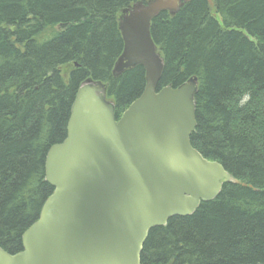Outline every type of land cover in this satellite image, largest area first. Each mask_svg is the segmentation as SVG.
Instances as JSON below:
<instances>
[{
	"label": "trees",
	"instance_id": "trees-1",
	"mask_svg": "<svg viewBox=\"0 0 264 264\" xmlns=\"http://www.w3.org/2000/svg\"><path fill=\"white\" fill-rule=\"evenodd\" d=\"M149 0H0V246L23 233L54 191L46 158L67 137L88 79L120 118L144 91L142 66L114 73L123 11ZM191 0L151 23L164 59L158 89L197 78L191 143L238 183L150 230L142 264H264V0ZM216 13L217 16H214ZM58 26L60 29H58ZM70 66L69 76L63 74Z\"/></svg>",
	"mask_w": 264,
	"mask_h": 264
},
{
	"label": "water",
	"instance_id": "water-1",
	"mask_svg": "<svg viewBox=\"0 0 264 264\" xmlns=\"http://www.w3.org/2000/svg\"><path fill=\"white\" fill-rule=\"evenodd\" d=\"M189 1L149 0L124 10V48L114 73L142 66L144 91L118 119L103 83L80 86L67 137L46 158L54 191L23 233V250L11 254L0 246V264H142L151 229L193 214L225 183H238L191 143L197 78L158 89L165 64L151 23Z\"/></svg>",
	"mask_w": 264,
	"mask_h": 264
},
{
	"label": "rangeland",
	"instance_id": "rangeland-1",
	"mask_svg": "<svg viewBox=\"0 0 264 264\" xmlns=\"http://www.w3.org/2000/svg\"><path fill=\"white\" fill-rule=\"evenodd\" d=\"M214 7V6H213ZM216 14V13H215ZM217 16V15H216ZM58 29H60L59 28V26H58ZM71 69V67L70 66H66L65 68H64V71H63V74L66 76V77H68L69 76V70Z\"/></svg>",
	"mask_w": 264,
	"mask_h": 264
},
{
	"label": "bare ground",
	"instance_id": "bare-ground-1",
	"mask_svg": "<svg viewBox=\"0 0 264 264\" xmlns=\"http://www.w3.org/2000/svg\"><path fill=\"white\" fill-rule=\"evenodd\" d=\"M215 5V4H214ZM214 16H216V14H214ZM121 74V73H120Z\"/></svg>",
	"mask_w": 264,
	"mask_h": 264
}]
</instances>
